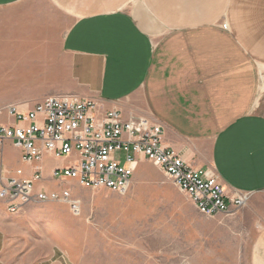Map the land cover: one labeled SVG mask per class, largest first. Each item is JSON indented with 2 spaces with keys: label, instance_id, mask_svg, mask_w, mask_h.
I'll return each mask as SVG.
<instances>
[{
  "label": "crops",
  "instance_id": "crops-1",
  "mask_svg": "<svg viewBox=\"0 0 264 264\" xmlns=\"http://www.w3.org/2000/svg\"><path fill=\"white\" fill-rule=\"evenodd\" d=\"M0 66L18 91L3 109L74 95L147 118L192 168L212 171L230 194L252 193L230 216L249 264H264V0H0ZM7 148L20 155L16 167ZM48 159L67 158L27 165L8 143L0 171L51 175L73 160ZM9 239L0 215V264L14 252L26 264ZM61 258L52 264H70Z\"/></svg>",
  "mask_w": 264,
  "mask_h": 264
},
{
  "label": "rangeland",
  "instance_id": "rangeland-1",
  "mask_svg": "<svg viewBox=\"0 0 264 264\" xmlns=\"http://www.w3.org/2000/svg\"><path fill=\"white\" fill-rule=\"evenodd\" d=\"M2 79L0 66V125H8L3 106L18 91L8 89ZM5 158L16 167L20 155L7 148ZM139 162L124 195L84 188L73 180L61 182L42 171L37 186L49 192L69 189L81 200L82 213L74 216L60 201L34 199L10 214L0 200V215L9 219V244L22 249L26 264H52L63 256L70 264H249L233 216L203 215L159 167L143 157ZM62 163L70 160L48 159L43 164ZM19 254L9 255L11 264L21 262Z\"/></svg>",
  "mask_w": 264,
  "mask_h": 264
},
{
  "label": "built area",
  "instance_id": "built-area-1",
  "mask_svg": "<svg viewBox=\"0 0 264 264\" xmlns=\"http://www.w3.org/2000/svg\"><path fill=\"white\" fill-rule=\"evenodd\" d=\"M6 111L15 124L0 125V150L11 143L22 151L27 165L45 155L72 158L70 166L52 171V178L61 182L73 180L84 188L124 195L143 157L159 167L203 215H233L252 197L250 192L230 194L212 171L188 165L164 145L162 126L147 118H125L119 110H103L97 102L74 95L48 97L33 108L14 106ZM41 180L40 167L29 178L22 168L12 173L0 171V200L7 211L17 214L35 199L63 202L74 216L81 215V200L69 189L37 191Z\"/></svg>",
  "mask_w": 264,
  "mask_h": 264
}]
</instances>
